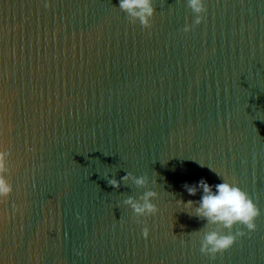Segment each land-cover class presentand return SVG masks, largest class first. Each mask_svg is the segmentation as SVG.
Returning <instances> with one entry per match:
<instances>
[{
  "label": "water",
  "instance_id": "1",
  "mask_svg": "<svg viewBox=\"0 0 264 264\" xmlns=\"http://www.w3.org/2000/svg\"><path fill=\"white\" fill-rule=\"evenodd\" d=\"M204 5L186 33L187 0H153L149 29L119 0H0V264H264V0ZM209 168L261 213L215 259L180 202ZM129 172L147 188L107 184ZM146 190L137 223L123 200Z\"/></svg>",
  "mask_w": 264,
  "mask_h": 264
},
{
  "label": "clouds",
  "instance_id": "2",
  "mask_svg": "<svg viewBox=\"0 0 264 264\" xmlns=\"http://www.w3.org/2000/svg\"><path fill=\"white\" fill-rule=\"evenodd\" d=\"M187 6L195 14V19L192 25H186L183 28V31L186 33L205 20L207 11L204 0H187ZM119 9L126 14L131 23L135 24L138 21L143 28H151L152 18L155 13L153 0H119ZM8 155L10 153L0 151V204L6 203L13 192V185L7 178V173L9 172L7 166ZM200 165L202 167L205 166L203 164ZM209 169L222 182L209 185L202 178L197 184L189 185L185 183L182 187L190 196H195L198 192H202V196L197 201L188 200L185 203L183 200H180V202L186 208H194V214L187 212L190 217L195 216L200 221L205 222L203 228L208 230L203 231L199 250L201 254L215 259L217 254L229 250L239 237L246 235L244 231L239 229L233 233L232 229L237 225H241L248 230V233L256 231L257 225L255 221L261 213L257 204L254 203L247 192L243 191L234 181L229 182L220 172L212 168ZM129 181L137 188H147L149 184L146 175L136 177L130 172L119 180L115 178L107 179V184L113 189L119 190L122 182L124 185H127ZM157 197L158 193L156 191L146 190L138 199L131 196L124 199L123 204L132 209L133 217L139 223L141 217L157 214L159 209L152 203V200ZM13 209L19 210L15 204L13 205ZM6 217L7 213L0 215V218ZM149 235L150 230L145 226L142 229V236L147 239Z\"/></svg>",
  "mask_w": 264,
  "mask_h": 264
}]
</instances>
